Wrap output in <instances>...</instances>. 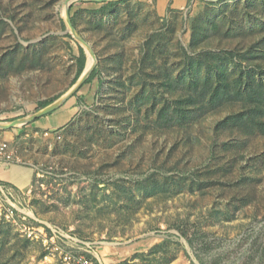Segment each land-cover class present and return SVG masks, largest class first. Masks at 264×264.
<instances>
[{
  "label": "rangeland",
  "instance_id": "rangeland-1",
  "mask_svg": "<svg viewBox=\"0 0 264 264\" xmlns=\"http://www.w3.org/2000/svg\"><path fill=\"white\" fill-rule=\"evenodd\" d=\"M172 2L0 0V116L25 119L69 94L79 46L88 68L67 18L102 79L52 110H75L61 139L20 124L30 211L107 264H264V103L244 131L221 123L264 83V0ZM206 80L204 102L214 87L232 92L185 126L177 102ZM61 260L0 223V264Z\"/></svg>",
  "mask_w": 264,
  "mask_h": 264
},
{
  "label": "built area",
  "instance_id": "built-area-1",
  "mask_svg": "<svg viewBox=\"0 0 264 264\" xmlns=\"http://www.w3.org/2000/svg\"><path fill=\"white\" fill-rule=\"evenodd\" d=\"M50 133L46 130L43 134L46 136ZM55 139H61V133H55ZM0 160L8 163L24 162L6 141L0 142ZM30 194L31 187L21 190L0 181V223H12L27 239H41L44 244L52 245L65 264H107L87 242L57 224L38 220L30 211Z\"/></svg>",
  "mask_w": 264,
  "mask_h": 264
},
{
  "label": "trees",
  "instance_id": "trees-1",
  "mask_svg": "<svg viewBox=\"0 0 264 264\" xmlns=\"http://www.w3.org/2000/svg\"><path fill=\"white\" fill-rule=\"evenodd\" d=\"M115 2H108L106 5L107 7L114 5ZM73 20V18H72ZM86 52L82 46H79V56L77 57L76 63H77V71L73 78V83L77 81V79L80 77L81 73L83 72L85 68L86 63ZM99 67L96 65L92 71L89 73L85 81L81 84L79 90L85 85L92 83L93 80L98 77V82L101 83L102 79L99 78ZM207 83H202L200 86L198 83H190V91H187L189 93L181 96V98L178 100L177 108L179 110V117L182 120L183 124L187 126L191 120V118L194 116V110L195 108L201 109V107L206 106V104L210 105L209 107H215V105H218L220 101L218 102V99H220L222 102L225 100L227 95L229 94V88L226 87V89H222L221 87H214L213 95H211V98L209 102H204L206 96L207 90H209L212 85L210 80H206ZM223 83V82H222ZM262 86L258 88L256 91V94H254L255 89L248 91L247 96L245 99L243 96V92L241 90H238L237 95L240 96L239 99H242L244 103L251 104V107L248 109L243 108L242 110L235 112L234 114H229L225 119L221 121V123H231L230 128H237L244 131L245 129L249 128L250 125H253L257 122V118L260 117L262 111L260 109L261 104L264 103V92H262L264 87V83H260ZM262 90V91H261ZM78 91V90H77ZM77 91H75L74 95H76ZM254 91V92H253ZM55 99H48L44 101H40L38 103V108H43L46 105L53 102ZM197 103V104H196Z\"/></svg>",
  "mask_w": 264,
  "mask_h": 264
},
{
  "label": "crops",
  "instance_id": "crops-1",
  "mask_svg": "<svg viewBox=\"0 0 264 264\" xmlns=\"http://www.w3.org/2000/svg\"><path fill=\"white\" fill-rule=\"evenodd\" d=\"M172 3L178 7H183L187 4V0H173ZM74 113L75 110L69 105L55 112H48L21 124L25 126V130L27 131L32 129V135H36V138L39 137V139L44 140L45 137L53 136V139H55V133H50L45 136L43 134L44 131H52L57 128L61 130V127L72 118ZM4 118L5 117L0 116V142L6 141L15 148V142H18V139L23 137L19 136L21 135L19 133H21L24 128L20 124L9 125L14 119L9 120ZM18 155L24 161L21 164L14 162L8 163L0 160V181L10 184L17 189L25 190L31 187L35 176L34 158L32 156H27L22 150L18 151Z\"/></svg>",
  "mask_w": 264,
  "mask_h": 264
},
{
  "label": "water",
  "instance_id": "water-1",
  "mask_svg": "<svg viewBox=\"0 0 264 264\" xmlns=\"http://www.w3.org/2000/svg\"><path fill=\"white\" fill-rule=\"evenodd\" d=\"M113 1V0H112ZM115 1V0H114ZM67 23L70 26L69 28L71 29V31L73 32L74 36H76V38L83 43L86 47L87 50L90 49V47L88 46V44H86L82 38H80L77 33L74 31V29L72 28L71 22L69 20V18H67ZM93 69V67L89 70L86 71V68L83 70V72L81 73L80 77L77 79L76 83L74 84L73 88H71L69 94H66L65 96H62L61 98L56 99L55 101L51 102L50 104L46 105L45 107H43L42 109H40L38 112H36L35 114L29 116L28 118L25 119H17L14 120L13 122H11L9 125H14V124H21L24 122H27L31 119H34L36 117H39L41 115H44L48 112H51L52 110H54L55 108H57L60 104H62V102L73 92H75L80 86L81 84L85 81V79L87 78V76L89 75V73L91 72V70ZM86 71V72H85ZM8 125V126H9ZM1 126V125H0Z\"/></svg>",
  "mask_w": 264,
  "mask_h": 264
},
{
  "label": "bare ground",
  "instance_id": "bare-ground-1",
  "mask_svg": "<svg viewBox=\"0 0 264 264\" xmlns=\"http://www.w3.org/2000/svg\"><path fill=\"white\" fill-rule=\"evenodd\" d=\"M64 11H65V9H64ZM89 55L92 57V59H91V61L89 62V64H88V68H86V71H89L92 67H93V65H94V63H95V58H94V55H93V53H92V51H91V49H89ZM85 71V72H86ZM23 120V119H22Z\"/></svg>",
  "mask_w": 264,
  "mask_h": 264
},
{
  "label": "clouds",
  "instance_id": "clouds-1",
  "mask_svg": "<svg viewBox=\"0 0 264 264\" xmlns=\"http://www.w3.org/2000/svg\"><path fill=\"white\" fill-rule=\"evenodd\" d=\"M61 130L59 128H57V129L52 130L51 133H61Z\"/></svg>",
  "mask_w": 264,
  "mask_h": 264
}]
</instances>
